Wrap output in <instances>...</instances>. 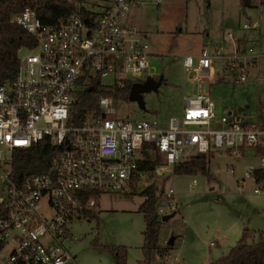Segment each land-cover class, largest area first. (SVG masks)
<instances>
[{"label":"built area","instance_id":"obj_1","mask_svg":"<svg viewBox=\"0 0 264 264\" xmlns=\"http://www.w3.org/2000/svg\"><path fill=\"white\" fill-rule=\"evenodd\" d=\"M147 2L79 3L52 23L43 22L29 6L12 16L34 43L20 48L25 53L19 56L15 78L0 84V264H77L65 245L69 224L85 210L94 211L103 194L144 190L140 184L149 176L141 168L144 161L158 159L162 165L154 173L159 175L162 168L173 169L198 153L238 158L250 148L259 164L244 171L242 182L250 178L252 192L264 195V122L227 108L218 113L204 84L222 47L205 44L200 54L183 57V68L197 88L183 95L180 116L165 123L157 117H116L115 102L107 96L98 101L105 116L75 117L73 103L82 77L129 74L136 78L132 82L154 77L146 36L124 22L132 9ZM257 26L256 21L244 23L243 29ZM227 39H233L231 33ZM257 43L243 54L263 55ZM237 54L235 50L230 57L232 65ZM246 64L237 62L238 82L247 79ZM42 141L51 147L47 169L13 178L14 152ZM162 196L167 210L158 205L160 215L177 208L172 187Z\"/></svg>","mask_w":264,"mask_h":264},{"label":"rangeland","instance_id":"obj_2","mask_svg":"<svg viewBox=\"0 0 264 264\" xmlns=\"http://www.w3.org/2000/svg\"><path fill=\"white\" fill-rule=\"evenodd\" d=\"M147 1L132 9L127 19L147 32L152 52L149 62L156 68L154 78L162 75L164 83L143 94L145 110L135 102L115 101V116L157 117L162 123L170 116H180L183 95H191L197 88V82L183 68V57L200 54L207 44L223 48L222 57L213 60V72L204 83L213 94L218 113L227 108L264 122V53L260 57L243 54L255 42L257 50H264V7L257 0H249L246 12L242 11L244 0ZM254 21L257 28L243 29L244 23ZM228 33L237 39L236 44L235 39H227ZM234 50L243 55L237 54L232 65ZM24 53L19 50V56ZM236 61L248 62L245 82L236 80L240 71ZM122 76L130 81L136 79L129 74H111L102 77L101 83L112 85ZM252 152L248 148L238 158L214 152L208 155L206 173L175 174L172 168L164 167L161 174L145 177L140 184L143 189L148 187L146 179L158 192L172 187L177 203L174 215L166 219L163 216L173 211L161 215L159 223L160 242L165 245L173 238V248L153 264H210L227 254L245 230L249 232V242L257 240L259 232H264V195L252 192L250 178L242 182L244 171L259 164ZM230 163L233 167H228ZM193 179L196 182L191 185ZM143 201L140 192L106 193L100 196L91 216L73 219L65 245L75 262L115 264L114 249L123 248L124 264H140L145 221L139 206ZM159 205L167 210L163 196Z\"/></svg>","mask_w":264,"mask_h":264},{"label":"trees","instance_id":"obj_3","mask_svg":"<svg viewBox=\"0 0 264 264\" xmlns=\"http://www.w3.org/2000/svg\"><path fill=\"white\" fill-rule=\"evenodd\" d=\"M106 0H0V84L12 81L18 71L20 58L19 50L22 46H31L32 36L22 27L11 21L13 15L21 12L26 6L32 7L41 20L52 23L62 17L79 3ZM264 7V0H257ZM83 12H85L83 10ZM86 81V82H85ZM132 81L124 80L112 85H104L96 76L87 75L79 81L80 88L76 92L73 103V112L76 118L86 114L105 116L99 107L101 97H111L114 102H128V94ZM51 155V147L47 141H42L27 149L17 150L12 159V177L19 179L25 174L40 173L47 169ZM209 156L198 153L191 158L177 163L175 174L206 173L209 169ZM162 164L158 159L141 163V168L148 172L150 177ZM144 201L139 206L145 221L143 231L142 259L140 264H153L157 257H164L173 248L168 242L165 245L159 240L160 214L158 205L162 192H158L154 184L140 192ZM94 211L85 210L84 216H91ZM249 232L244 231L241 239L232 246L228 253L210 264H264V232H259L257 240L249 242ZM115 264L125 263V250L114 249Z\"/></svg>","mask_w":264,"mask_h":264},{"label":"water","instance_id":"obj_4","mask_svg":"<svg viewBox=\"0 0 264 264\" xmlns=\"http://www.w3.org/2000/svg\"><path fill=\"white\" fill-rule=\"evenodd\" d=\"M249 0H244V5L242 7V11L245 12L246 6L248 4ZM162 83H164L163 76H159L157 79L154 77H147L142 82H132L130 91L128 94V100L131 102H135L140 109L145 110V102L143 99V94L145 92H149L152 90H156ZM174 211L170 214L164 215L163 219L169 218L174 215ZM169 244L173 243V238L169 239Z\"/></svg>","mask_w":264,"mask_h":264},{"label":"crops","instance_id":"obj_5","mask_svg":"<svg viewBox=\"0 0 264 264\" xmlns=\"http://www.w3.org/2000/svg\"><path fill=\"white\" fill-rule=\"evenodd\" d=\"M245 12H246V10H245ZM128 14H129V13H128ZM128 14L126 15L127 17L124 18V22L131 24V23H133V22H131L129 19H127V18H128ZM133 25H135V23H134ZM135 26H137V25H135ZM139 30H140V31H141L146 37L148 36V34H147L146 31L141 30V29H139ZM234 39H235V38H234ZM234 39H233V40H234ZM229 40H232V39H229ZM233 40H232V41H233ZM236 40H237V39L234 40L235 44H236ZM236 47H237V45H236ZM234 51H235V50H234ZM150 52H151V50H150ZM151 55H152V52H151ZM187 55H189V54H187Z\"/></svg>","mask_w":264,"mask_h":264}]
</instances>
